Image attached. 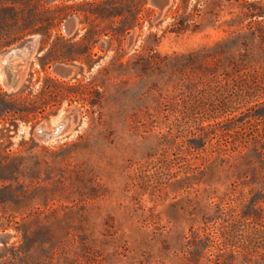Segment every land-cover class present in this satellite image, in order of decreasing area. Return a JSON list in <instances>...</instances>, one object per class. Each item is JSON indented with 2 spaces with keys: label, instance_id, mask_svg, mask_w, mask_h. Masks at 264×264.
Masks as SVG:
<instances>
[{
  "label": "rangeland",
  "instance_id": "374dc122",
  "mask_svg": "<svg viewBox=\"0 0 264 264\" xmlns=\"http://www.w3.org/2000/svg\"><path fill=\"white\" fill-rule=\"evenodd\" d=\"M31 35L0 70V264H264V0H0V55ZM192 76L229 128L176 121Z\"/></svg>",
  "mask_w": 264,
  "mask_h": 264
},
{
  "label": "trees",
  "instance_id": "16d2710c",
  "mask_svg": "<svg viewBox=\"0 0 264 264\" xmlns=\"http://www.w3.org/2000/svg\"><path fill=\"white\" fill-rule=\"evenodd\" d=\"M192 56L195 55L194 52L190 53ZM208 54H203V56H207ZM206 59L200 60V68L203 71L211 72L216 71V69L219 67L218 62H214L212 65L211 63L206 62ZM192 62V61H191ZM189 64V63H187ZM209 66V67H207ZM202 83V86L206 88L208 91H200L202 92L201 95L196 94V90H198L199 84ZM204 84V85H203ZM176 87H184L188 90L189 99L188 100H174L173 101V112H175L176 115V121L177 122H183V123H190L194 122L195 124H198L199 126L210 127L214 128L217 124L226 122V127L231 126V122H227L228 119H231L229 121H232V118L235 117V114H237V108L238 105L234 101H228L224 100L221 101V104H218L219 106L207 109L204 108L201 110V108H198L199 104L214 103L213 100H211V96H214L217 93H220L221 88L223 85L218 83L217 85L213 83L212 78H205V77H187V78H181L176 79L175 84ZM180 85V86H179ZM226 86V85H225ZM224 86V87H225ZM226 88V87H225ZM200 97V98H198ZM248 99L245 98L243 101H247ZM200 109V110H199ZM209 136V131H202L194 133L192 137V145L193 146H200L203 144V142L207 139Z\"/></svg>",
  "mask_w": 264,
  "mask_h": 264
},
{
  "label": "water",
  "instance_id": "95a60500",
  "mask_svg": "<svg viewBox=\"0 0 264 264\" xmlns=\"http://www.w3.org/2000/svg\"><path fill=\"white\" fill-rule=\"evenodd\" d=\"M72 22H73V18H69L65 24H71ZM35 44H36V35H32L28 38H25L20 43L11 46L10 48H8L2 53V55L0 56V61L2 63L0 70L3 73L2 83L6 87H9V85L7 84L8 79H14L15 81L14 85L17 84V81L19 79L18 77H15V73L14 74L8 73L6 70H4V68L8 66V62L12 60L13 58L21 57L24 59L26 57V52L28 50H32L35 47ZM68 122H69V116L68 114H65L56 123L48 127L45 126L44 124H41L37 126L36 129L41 134L43 133L47 134L43 136V139L47 141V140L60 136L65 130V128L67 127Z\"/></svg>",
  "mask_w": 264,
  "mask_h": 264
},
{
  "label": "flooded vegetation",
  "instance_id": "af4514ba",
  "mask_svg": "<svg viewBox=\"0 0 264 264\" xmlns=\"http://www.w3.org/2000/svg\"><path fill=\"white\" fill-rule=\"evenodd\" d=\"M154 2H156V3H158V4H160V1L161 0H153ZM77 27L75 26V36L77 35ZM32 36V35H31ZM30 37V36H29ZM24 40V39H23ZM22 40V41H23ZM37 41V40H36ZM10 42H7L5 45H8ZM36 45V44H35ZM11 46H9L8 48H10ZM8 48H6V49H4L3 51H2V53L5 51V50H7ZM34 49V48H33ZM33 49L32 50H28L27 52H26V57L23 59V58H21V57H19V58H13L12 60H10L9 62H8V66L7 67H5L4 68V70H6L8 73H15V77H18L19 78V71H20V65H21V63H22V61H24V60H26L28 57H29V55L32 53V51H33ZM54 51V49H51V50H49V53L50 52H53ZM42 52H45L44 51V49L42 48L41 50H40V52L39 53H42ZM2 53H1V55H2ZM0 55V56H1ZM19 62V63H18ZM50 62V61H49ZM56 63H54V69H59L60 68V65L61 64H64V62H62V61H55ZM58 62V63H57ZM1 66H2V63H1V61H0V68H1ZM14 76V75H13ZM3 77V76H2ZM47 77V76H46ZM7 84L9 85V87H6L5 86V88L6 89H13V88H15V86L16 85H14L15 84V81H14V79H8L7 80ZM43 136L44 135H47L46 133H43L42 134Z\"/></svg>",
  "mask_w": 264,
  "mask_h": 264
},
{
  "label": "bare ground",
  "instance_id": "6f19581e",
  "mask_svg": "<svg viewBox=\"0 0 264 264\" xmlns=\"http://www.w3.org/2000/svg\"><path fill=\"white\" fill-rule=\"evenodd\" d=\"M19 63V62H18ZM2 79V78H1Z\"/></svg>",
  "mask_w": 264,
  "mask_h": 264
}]
</instances>
